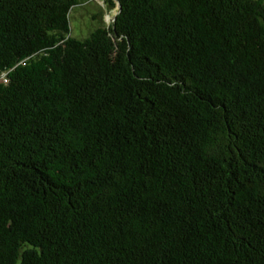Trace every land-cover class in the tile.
<instances>
[{"label":"trees","instance_id":"trees-1","mask_svg":"<svg viewBox=\"0 0 264 264\" xmlns=\"http://www.w3.org/2000/svg\"><path fill=\"white\" fill-rule=\"evenodd\" d=\"M0 0V264H264V0Z\"/></svg>","mask_w":264,"mask_h":264},{"label":"rangeland","instance_id":"rangeland-1","mask_svg":"<svg viewBox=\"0 0 264 264\" xmlns=\"http://www.w3.org/2000/svg\"><path fill=\"white\" fill-rule=\"evenodd\" d=\"M69 15L70 36L83 39L98 26H107L112 22L117 9L109 8L104 0H81Z\"/></svg>","mask_w":264,"mask_h":264}]
</instances>
